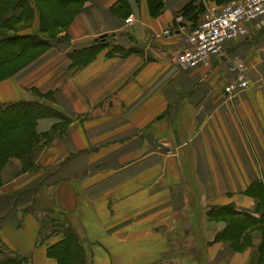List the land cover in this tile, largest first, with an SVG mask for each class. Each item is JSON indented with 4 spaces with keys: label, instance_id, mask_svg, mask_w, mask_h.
Returning a JSON list of instances; mask_svg holds the SVG:
<instances>
[{
    "label": "crops",
    "instance_id": "0c3cea01",
    "mask_svg": "<svg viewBox=\"0 0 264 264\" xmlns=\"http://www.w3.org/2000/svg\"><path fill=\"white\" fill-rule=\"evenodd\" d=\"M189 2L214 5L163 0L152 16L147 0H82L66 42L0 79V103L49 93L69 119L49 136L37 170L22 172L14 157L2 168L0 245L31 264H56L35 247L42 211L22 212L36 201L76 231L88 264H249L250 248L214 239L225 223L207 211L256 208L248 189L264 180V16L224 57L185 68L176 55L194 25L181 13ZM100 38L116 49L73 59ZM230 60L243 62L249 85L226 93L236 76ZM56 121L38 119L37 132Z\"/></svg>",
    "mask_w": 264,
    "mask_h": 264
},
{
    "label": "trees",
    "instance_id": "16d2710c",
    "mask_svg": "<svg viewBox=\"0 0 264 264\" xmlns=\"http://www.w3.org/2000/svg\"><path fill=\"white\" fill-rule=\"evenodd\" d=\"M81 1L0 0V32L4 30L10 32L9 35L0 34V67L7 65L2 70L0 78L11 75L48 48L50 41L47 38L39 37L36 32L42 34L52 27H61L59 19L68 13V5L77 3L78 8L64 24L66 27L80 8ZM211 1L215 5L221 6L234 0ZM66 3L68 4L66 5ZM147 6L151 15L156 16L163 7V0H147ZM181 13L192 20L193 28L201 20L204 5L197 6L189 2L183 7ZM125 14L128 15V12ZM106 46L107 43L103 38H100L96 45L84 49L81 57L73 59L85 63L97 50ZM37 49L42 50L37 51L30 58H24L25 54ZM16 61H19L20 64L16 67L10 65ZM9 66H13V69H9ZM43 98L42 100L47 103H43L42 100L0 103V172L12 157L21 161L22 172L37 170L38 156L49 142V136L56 131H64L69 119L53 107L51 94L48 93ZM44 117L54 118L57 121L51 132L39 133L36 128L37 121ZM248 194L257 201L253 214L240 212L231 205H225L210 208L207 211V218L213 221H226L225 226L215 233V240L228 241L238 251L250 248L249 264H264V180L253 183L248 189ZM36 211L43 213L39 215L38 240L43 243L49 238L59 235L56 241L46 244L47 257L53 259L56 264H88L85 248L76 231L66 225L65 218L52 216L53 208L51 207L38 210L36 201L22 209L23 213ZM48 228L49 231H47ZM254 237L257 241H254ZM2 248L6 247L0 245V264H25L28 261L27 257L11 250L9 255L6 254L1 250Z\"/></svg>",
    "mask_w": 264,
    "mask_h": 264
},
{
    "label": "built area",
    "instance_id": "2783aa9c",
    "mask_svg": "<svg viewBox=\"0 0 264 264\" xmlns=\"http://www.w3.org/2000/svg\"><path fill=\"white\" fill-rule=\"evenodd\" d=\"M264 16V0H234L233 2L206 8L200 22L187 33L184 48L177 53L178 65L190 68L199 64L208 65L209 58L225 56L229 41L243 39L248 35V24ZM132 22V17L126 19ZM169 29L163 34H169ZM229 68L236 72L234 79L224 86L226 93L244 89L249 85L247 68L242 61L230 60Z\"/></svg>",
    "mask_w": 264,
    "mask_h": 264
},
{
    "label": "rangeland",
    "instance_id": "374dc122",
    "mask_svg": "<svg viewBox=\"0 0 264 264\" xmlns=\"http://www.w3.org/2000/svg\"><path fill=\"white\" fill-rule=\"evenodd\" d=\"M73 2V1H72ZM68 3H66V5H67ZM68 8H69V11H68V13L67 14H65V15H63L62 16V18L61 19H59V24H62V26L61 27H52V28H50L47 32H44V33H38V31L36 32V34L39 36V37H42V38H47L50 42V46H54V45H57V44H62V43H64V42H66V38H65V36H63L62 35V33L64 32V30H65V27H64V24L66 23V21L68 20V18L70 17V15L71 14H73L75 11H76V9L78 8V4L77 3H73V4H70V5H68ZM37 30V29H36ZM9 33L10 32H8V31H6V30H4L3 32H0V34L1 35H9ZM107 46L108 47H111V49L113 50V49H116V45H115V43L114 42H112V41H110L109 43H107ZM43 49V48H42ZM42 49H37V50H33V51H30V52H28L27 54H25L24 56V58L25 59H27V58H30V57H32L33 55H35L36 53H37V51H39V50H42ZM111 49H109V50H111ZM24 59V60H25ZM20 64V62L19 61H16V62H14L13 64H10V65H14V67H16L17 65H19ZM5 67H7V65L6 66H4V67H0V75H1V73H2V70L5 68ZM9 69H13V66H9ZM0 79H2V78H0ZM43 101V103L44 102H46L45 100H42ZM47 103V102H46ZM38 212H40V211H38ZM217 222V221H216ZM224 223H226V221L224 220L223 221ZM50 229L48 228V230L47 231H49ZM217 229L215 228V231H216ZM45 232H46V230H45ZM44 234V233H43ZM55 237H59V235H57V236H55ZM254 241H257V239H256V237H254ZM51 242V240H47V243H50ZM36 246L35 247H37V248H40V249H43L44 250V248H45V246H46V243L45 242H43V243H41L39 240H38V238L36 239ZM1 250H3L6 254H10V250L9 249H7V248H2ZM31 260H30V258L28 257V261L25 263V264H31V262H30ZM164 264V263H163Z\"/></svg>",
    "mask_w": 264,
    "mask_h": 264
}]
</instances>
